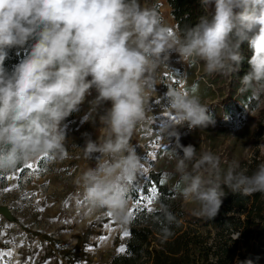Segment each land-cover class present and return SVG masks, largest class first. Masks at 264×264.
I'll list each match as a JSON object with an SVG mask.
<instances>
[{
    "label": "clouds",
    "instance_id": "obj_1",
    "mask_svg": "<svg viewBox=\"0 0 264 264\" xmlns=\"http://www.w3.org/2000/svg\"><path fill=\"white\" fill-rule=\"evenodd\" d=\"M200 3L205 15L178 31L140 0H0V171L42 155L64 159V121L95 90L89 120L95 122L98 106H111L99 115L96 140L82 134L84 157L95 159V166L75 182L89 209L107 210L127 225L128 181L144 166L131 137L145 120L157 69L171 54L202 64L208 75L231 77L239 71L240 47L247 41L250 70L239 91L264 97V0ZM26 44V55L8 70L9 50ZM163 95L168 110L189 131L216 126L215 115L198 95L179 88ZM180 129L160 121V134L173 145L180 195L195 205V215L208 220L218 215L222 186L243 195L264 194V163L249 174L238 160L224 162L210 150L198 155L196 146L181 143ZM159 207L169 223L175 220L167 206ZM235 264L252 261L237 258Z\"/></svg>",
    "mask_w": 264,
    "mask_h": 264
},
{
    "label": "rangeland",
    "instance_id": "obj_2",
    "mask_svg": "<svg viewBox=\"0 0 264 264\" xmlns=\"http://www.w3.org/2000/svg\"><path fill=\"white\" fill-rule=\"evenodd\" d=\"M140 3L149 8L156 4L164 22L174 27L166 0H140ZM238 72L231 77L208 75L202 64L182 62L175 53L157 69L156 86L147 102L145 120L131 137L144 166L129 183L128 212L134 209L135 186L143 183L150 172H159L169 186H177L175 197L185 217L189 220L202 218L194 214L195 205L184 201L180 195L179 176L174 173L175 160L171 158L173 145L160 134L161 120L177 123L181 128V143L196 146L198 155L210 150L224 162L238 160L249 174L264 163V97L258 100L240 92V83L236 82L241 76ZM172 88L198 95L215 115L216 126L189 131L180 125L175 114L168 110L163 95ZM95 96L96 92L92 90L79 110L64 121L68 152L64 159H53L50 170H41L43 157L39 156L10 172L0 171V176H18V180H0V214L4 218L0 220V231L5 232L0 239H15L16 245L23 241V246L0 243V248L13 250L11 258H4L5 264L9 260L11 264H16L17 260H28L33 264L30 257H34V264H44L45 261L47 264H105L112 253L122 248L128 223L121 225L112 216L108 217L107 210L89 209L83 189L75 182L83 170L95 166V159L84 157L85 138L82 134L89 133L91 139L96 140L101 127L99 115L111 106L110 102L98 106L95 122L90 121V102ZM28 163H33L34 167L26 168ZM24 174L28 177L27 183L21 185L20 175ZM17 183L18 188L4 191ZM25 192L29 196L21 199ZM139 197L142 196H135ZM141 206L152 209L154 203L148 205L146 197ZM40 207H44L43 212L38 211ZM8 222H12L11 228L4 227ZM105 223L110 228L106 229ZM213 233L214 229H210V235ZM102 236L107 239L100 240Z\"/></svg>",
    "mask_w": 264,
    "mask_h": 264
},
{
    "label": "trees",
    "instance_id": "obj_3",
    "mask_svg": "<svg viewBox=\"0 0 264 264\" xmlns=\"http://www.w3.org/2000/svg\"><path fill=\"white\" fill-rule=\"evenodd\" d=\"M166 3L178 31L194 26L205 15L200 0H166ZM153 8L156 9V4ZM27 48L26 44L9 50L5 67L11 70L26 55ZM240 54L243 60L238 83L250 70L248 59L252 50L247 41L241 44ZM152 187L156 188L152 211L144 206L132 210L128 235L122 244L124 251L112 253L105 264H235L237 258L264 264V194L243 195L222 186L225 197L218 215L212 220H189L176 200L177 186H169L159 172H150L143 183L135 186L133 196L150 197ZM161 204L174 215L171 223L160 210ZM166 229L170 235H166ZM210 229H214V235H210Z\"/></svg>",
    "mask_w": 264,
    "mask_h": 264
},
{
    "label": "snow or ice",
    "instance_id": "obj_4",
    "mask_svg": "<svg viewBox=\"0 0 264 264\" xmlns=\"http://www.w3.org/2000/svg\"><path fill=\"white\" fill-rule=\"evenodd\" d=\"M165 115L167 116L168 114L165 113ZM44 158H47L48 155H43ZM26 168L28 169H32L34 167V164L33 163H28L25 165ZM8 179V180H18V176L17 175H9L7 177H4V176H0V180H3V179ZM133 180H129L128 183H131ZM19 187V184H13L11 187L9 188H5L4 191H12L14 188H18ZM151 192H152V196L150 197H147V203L148 205H151L153 202H154V198H155V194H156V188L155 187H152L151 188ZM32 195H35V193H33ZM29 194L28 193H24L23 196L21 197V199H24L26 197H28ZM134 199V203H133V208H135L136 210H139L141 204L144 202L145 200V197H139V198H133ZM39 203V201L37 202ZM38 211L40 212H43L44 211V207H40L38 208ZM147 211H152V209L149 207L147 208ZM106 215L108 217H111V213L110 212H107ZM133 215V212L132 211H129V217ZM3 215L0 214V220H3ZM67 222V221H65ZM13 226L12 222H8L6 225H4V227L6 228H11ZM104 227L107 229V228H110V225L108 223H105L104 224ZM128 235V232L125 231L124 232V236H127ZM5 236V232L4 231H0V238H3ZM107 237L106 236H102L100 237V240H106ZM0 243H11L13 245H16V242H15V239H12V240H9V241H3L2 239H0ZM16 246H23V241L20 242L19 245H16ZM119 251H124L123 248L119 249ZM13 256V250L12 249H7L5 250L4 248H0V264H5V260L4 258H11ZM30 259L32 260L33 264H34V257H30ZM8 264H11V261L9 260L8 261ZM16 264H29L28 260H25V261H19L17 260L16 261ZM44 264H47V262L45 261Z\"/></svg>",
    "mask_w": 264,
    "mask_h": 264
},
{
    "label": "built area",
    "instance_id": "obj_5",
    "mask_svg": "<svg viewBox=\"0 0 264 264\" xmlns=\"http://www.w3.org/2000/svg\"><path fill=\"white\" fill-rule=\"evenodd\" d=\"M42 157H43V155H42ZM52 162H53V159H51L49 156L47 158H44L43 157V162H42L43 163V166H42L41 170L42 171H44V170H50V167H51ZM17 166H19V164ZM27 179H28V177H26L25 174L24 175H20V179H19L20 184L21 183H27L26 182ZM2 181L4 182V179Z\"/></svg>",
    "mask_w": 264,
    "mask_h": 264
},
{
    "label": "crops",
    "instance_id": "obj_6",
    "mask_svg": "<svg viewBox=\"0 0 264 264\" xmlns=\"http://www.w3.org/2000/svg\"><path fill=\"white\" fill-rule=\"evenodd\" d=\"M98 109V108H97Z\"/></svg>",
    "mask_w": 264,
    "mask_h": 264
}]
</instances>
